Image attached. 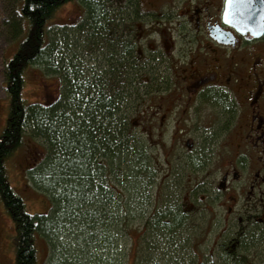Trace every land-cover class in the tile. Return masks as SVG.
<instances>
[{
    "label": "flooded vegetation",
    "instance_id": "flooded-vegetation-1",
    "mask_svg": "<svg viewBox=\"0 0 264 264\" xmlns=\"http://www.w3.org/2000/svg\"><path fill=\"white\" fill-rule=\"evenodd\" d=\"M120 3L125 19L116 21L129 52L124 70L144 75V90L156 96L149 127L162 135L168 125L181 131L188 122L213 130L218 145L222 128L227 142L218 152L195 153L194 140H184L186 151L171 166L182 167L179 177L200 175L177 182L179 192L190 191L175 205L189 220L216 165L210 197L220 204L219 232L216 258L210 250L207 261L264 264V0H106L108 8ZM191 246L204 264V252L194 240Z\"/></svg>",
    "mask_w": 264,
    "mask_h": 264
},
{
    "label": "trees",
    "instance_id": "trees-1",
    "mask_svg": "<svg viewBox=\"0 0 264 264\" xmlns=\"http://www.w3.org/2000/svg\"><path fill=\"white\" fill-rule=\"evenodd\" d=\"M67 1H77L82 5L81 20L61 26L49 25L57 7ZM20 2V18L26 22V30L18 40L14 53L3 64L9 111L7 123L0 134V199L16 230L15 264H36L35 240L38 234L49 239L52 233L58 234L68 227L72 229L77 226L78 229H75L80 237H87L85 229L98 234L95 235L96 239L91 234L97 243L106 238L103 230L109 235L111 228L106 217L111 211L106 207L115 201L108 189L110 186L104 182L105 167L111 168L115 164L116 168L123 169L124 166V171L129 170L127 178H132L129 191L140 189V182L135 178L141 176V170L146 165L144 157L148 140L136 137L131 131L132 123L127 124L119 118L122 101L118 102L117 99L122 97L124 90L115 91L111 87L116 79L122 84L123 73L128 80L137 78L135 73L128 74L124 70L129 52L121 39L124 28L121 22L116 21L118 18L125 19L121 3L108 8L106 0ZM12 27L17 33L21 32L19 28L23 29L15 22ZM57 27L58 30L53 31ZM67 28L77 31V40L83 46L79 48L80 53L82 49L89 50L95 54V60L104 63L101 72H97L98 69L92 71L90 66L84 65L92 72L86 76L75 65L74 62H82L77 54L70 55L72 48L63 40L62 33ZM117 51L119 58L116 59L114 54ZM31 65L40 66L44 73H58L63 88L57 102L46 105L25 101L22 94L24 70ZM134 67L131 66L132 71ZM79 79L83 81L79 82ZM107 79L112 80L111 85ZM153 79L149 85L151 92ZM104 81L107 85H103ZM25 135L41 137L47 143V159L41 164L39 172H34V181L52 192L53 209L49 214L29 213L22 197L7 180L5 159L20 146ZM169 198L167 207L152 217L153 220L148 218L139 224L137 233L149 227V231L171 237L184 225L186 216L179 207L172 205V196ZM114 209L115 203L113 212ZM119 215H122V211ZM100 219L103 220L101 225L108 227L102 231L96 229L95 225ZM113 222L117 226L116 220Z\"/></svg>",
    "mask_w": 264,
    "mask_h": 264
},
{
    "label": "rangeland",
    "instance_id": "rangeland-1",
    "mask_svg": "<svg viewBox=\"0 0 264 264\" xmlns=\"http://www.w3.org/2000/svg\"><path fill=\"white\" fill-rule=\"evenodd\" d=\"M20 3V0H0V134L7 123L9 111V101L4 87L3 64L16 50L18 40L25 32L27 25L20 18ZM81 7L82 5L76 1L64 2L55 10L49 25L61 26L69 22L77 23L82 14ZM13 22L23 28H19L20 33L13 30ZM58 28H53V31H57ZM62 34L65 43H68L72 48L70 55L77 54L82 62V64L78 63L80 61L74 62L75 65L83 70L86 76L92 72L83 67L84 65L90 66L92 71L98 69L97 72H101L100 68L104 69V63L94 59L95 54L84 49L80 53L79 48L83 46L80 45V40H77L79 35L76 30L67 28ZM114 57L119 58L118 51ZM143 76L137 75V78L131 77V80H128V76L123 73L121 75L122 84H119L116 79L115 84L111 86L115 91L124 90V93L120 92L123 94L122 97L117 99L118 102L122 101L119 105V118L123 122L125 120L127 124L132 123L131 131L136 137L148 140L144 157L146 165L144 170H141V176L135 178L140 182L141 188L129 191V182L132 178L131 176L127 178L129 170L127 169L125 172L124 166L123 169L116 168L115 164L111 168L106 166L103 173L104 182L110 186L108 189L115 201L113 202L116 208L113 212L114 203L106 207L111 211L106 217V222L111 228L108 231L109 235L103 230L108 228L105 225L102 226L103 218L95 224L96 229L103 230L106 237H103L101 243L95 241V235L98 234L91 230L85 229L87 237H80L76 230L77 226H73L72 229L68 227L64 232L60 231L61 235H59L60 232L52 233L49 239H45L43 234H38L35 240L36 264H202L201 260L191 251L193 240L194 247L199 251L202 250L205 254L206 262L204 264H209L207 260L210 257L207 251L215 252L216 258L215 243L219 232L218 209L220 204L217 199L213 201V197H210L213 194L212 179L216 174V165L210 164L209 166L210 178L207 188H210L208 193H199L198 199L195 198L197 208L188 214L189 220L187 218L184 225L180 226L171 237L169 235L164 237L153 230L149 231V227H145L141 233L136 231L139 224H143L148 218L152 219L167 207L170 196L173 198L172 205L174 206L176 203L179 205L184 192L190 191V189L187 187L182 194L181 190L180 192L177 190V182H189V178H194L195 181L199 179L200 174L189 171L188 174L179 177L183 170L182 167H178L177 164L171 166L176 162L177 152L186 151L184 146L186 138L194 140L195 153H206L211 148H215V151L218 152L220 147L222 150L227 143L223 138L222 128L221 145H218L211 138V134H214L213 130L205 128L198 130L188 122L183 123L181 131L168 125L162 130V135L156 133L153 128L149 127L156 96L144 93L146 90L142 85ZM107 80L111 81V85L112 80ZM78 81L83 80L79 79ZM103 85H107V83L105 82ZM62 88V82L57 72L44 73L38 65L25 68L22 94L28 103L53 104L59 100ZM115 123L116 121H114ZM48 153L45 140L41 137L25 135L20 146L5 159L8 183L22 197L26 210L31 214H49L53 209L52 192L37 185L34 181V172H39ZM166 154L167 156H164ZM173 155L174 157H172ZM181 163L184 164L182 161ZM204 196L207 199L203 200ZM102 209L104 210V208ZM120 211H122V215H119ZM113 220H116L117 226ZM91 234L95 239L91 237ZM15 236V226L0 199V264H15ZM200 241L202 243L198 244ZM65 248L67 249L65 250Z\"/></svg>",
    "mask_w": 264,
    "mask_h": 264
},
{
    "label": "water",
    "instance_id": "water-1",
    "mask_svg": "<svg viewBox=\"0 0 264 264\" xmlns=\"http://www.w3.org/2000/svg\"><path fill=\"white\" fill-rule=\"evenodd\" d=\"M229 12H230V11H229ZM226 17H227L228 19L232 20V22H235V21L238 19V17H236V16H234V15H230V14H227ZM234 20H235V21H234ZM255 35H256V33H255Z\"/></svg>",
    "mask_w": 264,
    "mask_h": 264
}]
</instances>
